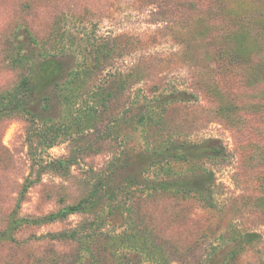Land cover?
<instances>
[{
	"label": "rangeland",
	"instance_id": "rangeland-1",
	"mask_svg": "<svg viewBox=\"0 0 264 264\" xmlns=\"http://www.w3.org/2000/svg\"><path fill=\"white\" fill-rule=\"evenodd\" d=\"M230 2L250 8V4L247 2L246 6L242 0ZM164 5L163 0H0V97L30 76L36 63L48 52L71 55L66 57L67 62L78 67L93 44L116 41L119 54L99 76L96 87H102L110 77L126 74L145 57H170L180 49L182 40L178 32L182 27H174L175 17L167 13ZM27 30L38 42L29 40L25 35ZM197 55L194 50L185 57L186 65L166 63L167 69L161 76L129 84L124 93L117 94L111 111H104L85 133H80L77 127L68 134L56 132L77 112L69 113L66 107L52 101L36 110L38 119L23 114L2 118L0 232L6 230L16 209L21 218L44 217L78 203L99 181L108 182L113 177L114 185L123 188L118 203L122 205L135 199L150 229L170 253L171 264H209L210 258L221 261L234 240L248 232L260 234L261 240L244 247L238 263L263 264L264 181L261 176L264 166L258 169L260 161L247 160L239 136L226 119L206 112L214 107L213 101L191 90L188 67L190 62L198 60ZM15 61L20 63L15 64ZM174 87L189 89L199 100L170 107L166 128L155 129L145 138L135 123L143 92L156 97V93H165ZM251 92L257 95L254 90ZM259 100L264 103V95L250 102ZM248 115L253 120L264 113ZM36 130H41L46 137L57 135L54 146L48 148L43 144V134V138L35 136ZM157 139L192 144L217 139L223 143L229 157L210 164L216 183L205 202L195 197L159 200L147 196L145 187L126 188L127 170L122 169V164L129 156L148 150L150 143ZM30 140L34 143L32 149ZM71 154L79 155L80 161L66 174L47 168L49 163L67 159ZM159 178L162 175L157 170L142 177L151 184ZM136 215L138 222L140 217L137 212ZM125 218L120 209L106 226L98 216L80 214L53 224L24 227L14 235L15 242H0V264H74L81 245L55 241L50 238L51 234L89 221L95 223L98 232L121 233L125 229ZM111 261L108 264H114Z\"/></svg>",
	"mask_w": 264,
	"mask_h": 264
},
{
	"label": "trees",
	"instance_id": "trees-1",
	"mask_svg": "<svg viewBox=\"0 0 264 264\" xmlns=\"http://www.w3.org/2000/svg\"><path fill=\"white\" fill-rule=\"evenodd\" d=\"M163 1L167 13L175 17V21H171L174 27H182L178 32L182 40L180 49L170 57H145L126 74L110 77L102 87H96L99 76L119 54L116 41L93 44L87 51L85 61L78 67L67 62L66 57L71 55L48 52L44 59L36 63L30 76L0 97V120L12 114L38 119L36 110L52 101L66 107L69 113L77 112L70 115L71 118L68 117V121L56 132L68 134L77 127L80 133H85L92 129L91 124L97 122L104 111H111L117 94L124 93L129 84L161 76L167 69L166 63L186 65L185 57L196 50L198 60L190 62V65L187 63L193 86L191 90H197L213 101L214 107L206 112L230 123L239 136L247 160L260 161L257 167L261 169L264 166V116H255L252 120L248 114L264 113V103L260 100L250 102V99L264 95V0H242L243 4H250L249 9L234 6L230 0ZM25 35L30 41L38 42L30 31H25ZM251 90L257 95L253 96ZM156 94V97H150L144 91L142 105L137 109L135 123L140 126L145 138H149L155 129L166 128L170 107L199 100L189 89L178 87ZM35 134L44 137L43 144L48 148L54 146L58 138L57 135L46 137L41 130H36ZM30 144L32 149L34 143L31 140ZM150 145L148 150L129 156L122 169L127 170L124 179L127 189L145 187L147 196L159 200L163 197H195L205 202L216 183V174L210 164L229 157L226 147L217 139H207L197 144L157 139ZM78 161L79 155L71 154L67 159L49 163L47 168L66 174ZM152 170L160 172L162 178L151 184L142 177ZM261 178L264 181V175ZM114 183L113 177L108 182L99 181L78 203L64 206L44 217L21 218L18 210H14L6 230L0 232V242H15L14 235L24 227L53 224L72 215L98 216L106 226L114 212L122 209L126 215V225L121 233L98 232L95 223L89 221L79 227L51 234L50 238L81 245L74 264H83L85 260L89 264H108L110 259L114 264H171L170 253L150 229L135 199L131 198L122 205L118 203L123 188ZM26 189L25 186L24 191ZM136 212L140 217L138 222ZM260 240L261 235L256 232L240 235L221 261L210 258L209 264H239L241 250ZM132 259L139 262L135 263Z\"/></svg>",
	"mask_w": 264,
	"mask_h": 264
}]
</instances>
